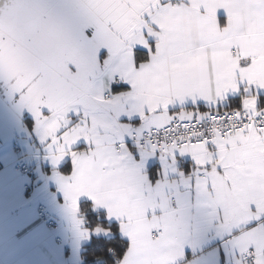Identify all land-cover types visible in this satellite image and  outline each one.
<instances>
[{
	"label": "snow or ice",
	"instance_id": "1",
	"mask_svg": "<svg viewBox=\"0 0 264 264\" xmlns=\"http://www.w3.org/2000/svg\"><path fill=\"white\" fill-rule=\"evenodd\" d=\"M0 87L100 264H264V0H0Z\"/></svg>",
	"mask_w": 264,
	"mask_h": 264
},
{
	"label": "crops",
	"instance_id": "2",
	"mask_svg": "<svg viewBox=\"0 0 264 264\" xmlns=\"http://www.w3.org/2000/svg\"><path fill=\"white\" fill-rule=\"evenodd\" d=\"M22 155L32 156L29 175L15 166ZM38 206L52 214L54 227L36 217ZM89 241L80 238L65 207L32 115L0 87V264H80ZM179 264H235V253L210 223Z\"/></svg>",
	"mask_w": 264,
	"mask_h": 264
},
{
	"label": "built area",
	"instance_id": "3",
	"mask_svg": "<svg viewBox=\"0 0 264 264\" xmlns=\"http://www.w3.org/2000/svg\"><path fill=\"white\" fill-rule=\"evenodd\" d=\"M31 157L32 156L29 155L19 156V159L16 162V166L21 169L22 174H31V166L28 163V160H30ZM35 212L36 217L42 222H44L48 227L52 228L55 226V221L52 214L47 211L44 207L38 206Z\"/></svg>",
	"mask_w": 264,
	"mask_h": 264
},
{
	"label": "trees",
	"instance_id": "4",
	"mask_svg": "<svg viewBox=\"0 0 264 264\" xmlns=\"http://www.w3.org/2000/svg\"><path fill=\"white\" fill-rule=\"evenodd\" d=\"M99 239L98 237H93L92 240L82 247L80 264H100V261L97 260V256L100 254Z\"/></svg>",
	"mask_w": 264,
	"mask_h": 264
},
{
	"label": "bare ground",
	"instance_id": "5",
	"mask_svg": "<svg viewBox=\"0 0 264 264\" xmlns=\"http://www.w3.org/2000/svg\"><path fill=\"white\" fill-rule=\"evenodd\" d=\"M18 159H19V158H18ZM18 159H17V160H18ZM15 166H16V164H15ZM16 168L19 170L20 173H22V172H21V169H20L19 167L16 166Z\"/></svg>",
	"mask_w": 264,
	"mask_h": 264
}]
</instances>
